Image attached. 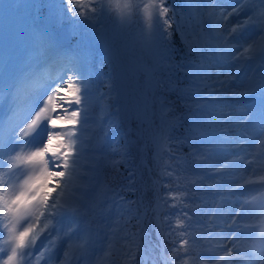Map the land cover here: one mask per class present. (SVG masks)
<instances>
[{"label": "snow or ice", "instance_id": "1", "mask_svg": "<svg viewBox=\"0 0 264 264\" xmlns=\"http://www.w3.org/2000/svg\"><path fill=\"white\" fill-rule=\"evenodd\" d=\"M231 2L184 0L177 14L176 9L167 6V0H124L123 4H115L119 11L114 15L111 0L108 7L105 0H30L16 5L0 0V264H40L64 239L69 241L70 250L81 254H87L97 239L105 240L106 258L111 257L117 240L124 241L126 246L129 239L135 241L138 251L147 235L144 221L149 211L156 220L163 264H171L179 257L180 249L189 244L187 237L191 233L186 227H191L194 216L182 211L173 226L168 216L161 221L164 206L172 201L171 207L180 204L193 208L185 203V197L199 201L196 207L214 202L213 189L222 179L208 183L211 174L228 170L233 163L228 156L233 149L243 151V144L251 138L250 130L264 143V71L258 77L241 75L248 63L257 58L264 62V0H237L236 6L229 10L226 5ZM13 6L17 12L25 10L15 22L10 18ZM241 14L245 18L233 23L231 18ZM109 23L111 29L105 27ZM133 24L140 25L135 39L151 55L153 65L139 66L145 73V83L142 88L137 84L129 92L128 68L115 46V37H109L108 31L118 32ZM173 24L188 57L180 64L168 63L175 51ZM65 28L69 42L66 47L59 42ZM25 41L24 54L18 57ZM97 44L105 52L101 59L114 62L117 71L115 75L109 73L108 92L93 95L91 64ZM41 57L45 62L60 64L55 77L41 79L34 67ZM162 68H178L190 78L189 86L179 89L185 98L184 107L190 110L187 135L180 143L191 149L189 157L195 165L189 180L193 190L179 194L169 191L163 198L159 195L160 181L151 176L146 153L151 143L156 149L152 159L161 174L174 175L175 165L169 161L161 164V159L165 151H171L168 133L180 118L166 119L174 109L166 106L164 97L156 96L157 88L163 84L156 73ZM167 90L177 91L175 82L169 80ZM224 96L236 99L226 103ZM241 98H247V102ZM109 101L116 102L115 115L110 113ZM97 104L100 111L93 117ZM156 104L160 110L159 129L153 120ZM93 119L95 122L90 123ZM132 119L139 122L136 140L124 133L125 145L111 149L112 153L119 152L120 158L109 159L104 151L111 139L109 129L119 128L121 123ZM97 129H103V134L96 135ZM138 141L143 143L137 147ZM133 147H137L138 164L131 152ZM4 157H8L7 162ZM189 157H179L178 162L186 165ZM218 159L227 163L217 166ZM85 164L91 176L99 178L96 181L99 192L92 200L86 199L79 183ZM121 164L130 169L125 190L132 192L137 191L133 185L138 180L143 182V169H147L157 193L154 207L149 208L144 202L147 182L142 183L144 191L137 201H125L103 178L105 167L118 172ZM237 179L242 183L228 191H235L233 203L239 202L240 209L232 216L227 232L221 228L213 233L211 224L206 229L212 237L204 240L211 253L207 259L212 264H236L238 260L244 264H264V234L262 226L257 231L256 224L258 218H264V200L254 213L249 210L247 205L255 203L257 196L245 200L242 196L249 193L236 189L252 181L243 176ZM93 186H89V191ZM261 188L264 189V184ZM133 204L137 208L130 207ZM220 207L221 204H215L209 221L217 218L216 209ZM113 209L115 219L110 220ZM133 218L138 225L136 232L131 231ZM65 219L70 224L66 231ZM162 223H168L169 231H159ZM42 236L43 250L35 254ZM168 237H179L180 244L178 249L174 239L171 254L165 256ZM131 258L135 259V252ZM100 264L105 262L102 260Z\"/></svg>", "mask_w": 264, "mask_h": 264}, {"label": "rangeland", "instance_id": "2", "mask_svg": "<svg viewBox=\"0 0 264 264\" xmlns=\"http://www.w3.org/2000/svg\"><path fill=\"white\" fill-rule=\"evenodd\" d=\"M170 1V5L173 9L177 10V14L179 13V10L184 3V0H167ZM7 2L12 3L13 5L16 4H26L30 2V0H7ZM116 3H124V0H111V9L114 15L118 13L119 10L115 8ZM237 3V0H232L231 6L230 7H235ZM105 6H109V0H105ZM168 6V5H167ZM25 14V10L21 9L19 12H17V9L15 6H13L12 9H10V18L15 22L16 20H19L21 16ZM248 15H251L252 12L250 10L247 11ZM171 15V12L169 13ZM245 18L244 14H241L240 17H232L234 21L236 22L238 19L242 20ZM175 25V24H173ZM105 27L111 29L112 25L109 23L108 25H105ZM140 25L138 24H133L130 28H126L123 30H120L118 32H113L111 30L108 31L109 37H115V46L117 49L121 51L122 54V61L125 64V66L128 68L127 71V87L129 92H131L136 85L138 84L141 88L143 87L145 83V73L140 70L139 66L141 64H147L149 66L153 65V59L151 55L145 51L141 45L136 41L135 35L139 29ZM59 42L63 46H68V40L66 38V28L61 31L60 37H59ZM26 41L21 45L19 51L17 52V56H23L24 54V48H26ZM94 54H96L95 57H93V61L91 64V72H92V77H91V86L93 90V95H96L99 92H103V90H100L96 87V78H103L106 79L109 77V73L111 72L113 75H115L117 69L115 66V63L112 61H109L107 59H101L102 56L105 55L104 49L102 45L97 44L95 49H94ZM97 54L99 56H97ZM173 64H180L182 59L178 62L176 58L172 59ZM34 67H37L34 65ZM259 67V68H258ZM55 69L60 70V64L55 63ZM258 69V70H254ZM264 71V63H261L256 59L255 61H252L247 64L246 68L244 71L241 73L243 75L244 73H247L248 75H253L255 74L257 77L259 76L260 72ZM157 76V73H156ZM189 83H191L190 78L187 76ZM169 92V91H168ZM156 96L157 97H164L166 106L172 107L173 105L176 104H183L185 103V98L180 95V96H173L167 98L164 94L159 92V88H157L156 91ZM236 98H227L226 103H232L234 102ZM243 102H247V98H241ZM189 103L191 101H188ZM73 107H76L73 105ZM156 109L154 112L156 115L153 117L154 120V126L159 129L161 125V119H160V110H159V105H155ZM99 105L97 104L94 108L93 111L95 113L99 114ZM114 113H111V115H115ZM106 118V117H105ZM108 118V117H107ZM166 119H169V114L166 117ZM94 119L91 121V123H94ZM121 125L124 127L125 132L128 133V137L130 139L136 140V130L138 129L139 122L136 119H132L130 122H124L121 123ZM129 127L132 129L131 132H129ZM137 127V128H135ZM146 127V125H144ZM100 129H97L99 131ZM97 133V132H96ZM109 133V132H108ZM97 135V134H96ZM169 136V133H168ZM249 136L251 137L250 139H247L245 143L243 144V151L240 149L232 150V155L228 156V161H233L232 164L229 165L228 170L224 171L222 174H211L212 179L207 181L208 183H215L217 179H222V182L216 185L215 189L213 191L216 193L212 197V201L214 202H209V213L205 215V217H208L211 215L212 209L215 207L216 203L221 204V207L216 209L217 212V218L215 220L209 221L208 218L206 219V222L204 223L205 226V231L206 229L209 228V225H214L212 227V232L213 233H218L221 228L227 232V228L225 226H222V223L219 222V214L220 213H225L228 217L229 213L233 212L234 215L235 213L240 209V204L239 202L233 203L234 200H236V195L235 191L234 192H229V188H235V185L237 183H242L240 179H237V177L243 176L247 178L248 180L252 181L251 184L247 185L246 187H242L240 189H236V191H239L241 193H249L248 195H243L242 199L245 200H251V196L255 195L257 196V201L253 204L247 205L248 209L251 210L253 213L257 210L259 203L261 202V197H264V189L261 188V185L264 184V148L261 150L257 149L255 147L256 142H261V137H259L254 130H250ZM143 141H138L137 142V147L142 144ZM137 147H133V150L135 151L136 155L138 156L137 164L139 163V154L137 153ZM150 147L151 143H149L148 149H147V155L150 157H153L156 149L150 154ZM108 145L104 149H107ZM19 150V149H17ZM106 151V150H105ZM107 153V152H106ZM237 155L243 156L244 158L242 160H236L235 157ZM148 158V163H151L152 166V173L151 176L154 179H157L161 181V173L160 169L156 166L155 162L153 159L150 160L149 162ZM5 162H7L8 157H4ZM217 166H220L221 163H227V161H222L218 159L215 161ZM237 163V164H235ZM239 163V164H238ZM143 177L147 178V185L148 189L147 192L145 193L144 199L146 200V204L149 206V208L155 206L156 202V191L152 187V181L149 179V173L147 169H143ZM90 171L85 164L84 168L82 169V175L80 177V185L83 186V189L86 194V189L89 187L90 181L89 176H90ZM161 186V185H160ZM159 186V195L161 196V188ZM55 195V193H54ZM87 195V194H86ZM141 195V194H140ZM223 197V199H221ZM243 215V213H242ZM261 221H264V218H258L256 221L257 224V231L259 230V227L264 226V223ZM247 222H251L249 219ZM147 225L149 228V233L150 236H148L146 239L142 240V242H145L148 248V251L154 252V249L156 247L155 242L158 241L157 234L155 233V228L156 226V220L154 217V214L149 211L148 213V219H147ZM70 227V224L68 220L63 221V230H67V228ZM80 231V230H78ZM159 231L162 233V224L160 226ZM206 236L205 238L207 239H212V237L208 236V233L206 231ZM75 235V234H74ZM68 243L69 241L67 239H64L58 243V248L60 249L59 252L55 255L53 260L49 264H92L90 262L91 260L89 259L88 253L87 254H81L78 251H72L68 248ZM106 248L105 242H101L97 244V253H95V257L98 258L99 254ZM202 251V252H201ZM199 252L198 255V261L200 264H212L211 261L207 259L211 253L208 251V246L205 244L204 249H202ZM68 253V255H65V253ZM165 252L169 256V252L167 251L165 247ZM90 253V252H89ZM139 264H144V263H139ZM236 264H244V261H237Z\"/></svg>", "mask_w": 264, "mask_h": 264}, {"label": "trees", "instance_id": "3", "mask_svg": "<svg viewBox=\"0 0 264 264\" xmlns=\"http://www.w3.org/2000/svg\"><path fill=\"white\" fill-rule=\"evenodd\" d=\"M167 5L171 7L170 1H167ZM173 9V7L171 8ZM70 15V14H69ZM175 25L172 26V46L174 47L175 51L172 53L173 58H176V60L179 62L181 59H187V55L185 52V48L183 43L181 42L180 35L175 31ZM168 63L173 64L172 60H169ZM171 73V75H169ZM157 76L160 78V80L163 81V84L161 87H159V92L164 94L167 98L173 97V96H180L179 89L185 88L189 86V81L187 78V75L184 71H181L178 68H170V69H161L157 72ZM171 80L175 82L177 86V91H169L168 92V81ZM107 81L106 79H97L96 81V87L100 90H103L104 93L108 92L107 87ZM109 104L111 105L110 113H114L116 102L109 101ZM154 108L156 109L155 105ZM172 108L174 109L173 112L169 113V119H172L173 117H179V122L172 127L170 133H169V146H172V148H169L171 151H165L164 155L162 157V163L164 161H169L171 164L175 165L176 171L173 176H167L162 175V198L167 196L169 191L173 193H181L185 191H192L193 185L189 183V180L192 177L193 168L195 165L191 162V158L189 157V153L191 149L183 143H180V141L187 135L186 129H188L190 120L188 119V113L189 109L185 108L183 104H176L173 105ZM98 109V108H97ZM100 111V109H98ZM139 127V126H138ZM137 128V127H135ZM111 134H114L117 136V140L114 142L109 141L106 145H108V148L106 149V152L108 154L109 159H119V152L112 153L111 149L113 147L120 148L125 145L126 137L123 135L125 132V129L122 125L119 126V128H111L109 129ZM98 136L103 134V129H100L97 132ZM129 138V137H128ZM105 145V147H106ZM155 147L151 145L150 147V154L154 151ZM131 152L134 156H136L137 161V155L133 152L131 149ZM179 157H189V163L188 164H181L178 162ZM152 157H150V160ZM130 169L126 168L124 164H121L119 166L118 172L111 167H105L103 169V178L106 179L110 186L116 189L119 196L124 197L125 201H137L138 200V189H137V183L133 185L134 188L137 189V191H127L125 190L128 186V171ZM168 171H172L171 168L168 169ZM177 177L179 179H177ZM115 178V179H113ZM99 178H95L90 176V184L89 186L94 185L91 187V190L89 191V187L86 189V199L92 200L96 197L97 193L99 192V184L96 182ZM166 185L167 187H164ZM173 203L172 201L169 202V206H164V211L161 212V221H163V218L165 216L169 217L170 223L175 226V220L177 217L182 216V211H187L191 215L194 216V220L191 222V227H186V231L188 233H191L190 236L187 238L189 239V244L185 246L184 249H180L179 251V257L176 258L174 261L171 262V264H182L183 261H187L188 264H200L198 261V253L204 249L205 247V226L202 223V220H206L208 217H205L206 214L209 213V203L200 205L199 207H196L195 204H198L199 201L193 202L192 200L185 197V203L189 205H193V208H185L180 204H177L176 207H171L170 204ZM133 209L137 208L136 204L131 205ZM194 209V210H193ZM109 219H115V210L113 209ZM202 219V220H201ZM189 222H185L187 225ZM131 231L136 232L138 229L137 221L135 218H133L130 221ZM162 229L163 233L169 231V225L168 223H162ZM181 231L185 229H180ZM101 236H103V233H101ZM175 239V246L179 249L180 244V238L179 237H168L166 239V249L170 253L169 250L173 248V240ZM97 242H105L104 239H97L94 243V245L88 250L90 252L89 259L91 260L92 264H100V261H104L105 264H139L143 263L142 256L140 254V248L137 251L135 249V241L129 239L128 246L125 245L124 241L117 240L115 250L113 251L111 257H104V253L106 251V248L99 254L98 258L95 257V253H97L95 245ZM106 245V244H105ZM88 252V253H89ZM135 252V259L133 260L132 253Z\"/></svg>", "mask_w": 264, "mask_h": 264}, {"label": "bare ground", "instance_id": "4", "mask_svg": "<svg viewBox=\"0 0 264 264\" xmlns=\"http://www.w3.org/2000/svg\"><path fill=\"white\" fill-rule=\"evenodd\" d=\"M226 6L229 7V10H230V8H231L230 6L231 5H226ZM232 22L235 23L234 19H232ZM250 31H254V30H251L250 29ZM26 45H27V43H26ZM257 59H258L259 62L264 63L259 58H257ZM254 70H258V69H254ZM58 71H57V73H58ZM37 72L40 74L39 71H37ZM40 76H41V74H40ZM41 79L44 80L42 77H41ZM227 98H234V97L224 96L223 97V101H226ZM90 123H91V121H90ZM255 147L257 149H259V150L262 151V149L264 148V143H261L258 140V142H256V144H255ZM233 150H236V149H233ZM235 164H237V163H235ZM143 182H144V178H143ZM143 182L142 181L139 182L141 188H143L142 187V183ZM262 200H264V197H261V201ZM144 202H145V199H144ZM145 204H146V202H145ZM233 215H234L233 212L229 213L228 217H227V215L225 213H220L219 214V218H218L219 219V222H221L222 223V226H225L227 228V230H228V225L231 224V219H232V216ZM147 219H148V216H147V218L144 221V228L147 230V235L143 237V240L146 239L151 234V233H149V228H148V225H147ZM154 244H156V247L154 249V252H151V251H148V248H147L146 243L145 242H142V252H143V256L145 257L146 264H163V261L161 259V248H160V244H159V242H155ZM38 253L39 252H35V254H38ZM45 259H46V256L41 259V262H44Z\"/></svg>", "mask_w": 264, "mask_h": 264}, {"label": "clouds", "instance_id": "5", "mask_svg": "<svg viewBox=\"0 0 264 264\" xmlns=\"http://www.w3.org/2000/svg\"><path fill=\"white\" fill-rule=\"evenodd\" d=\"M261 233L264 234V226L261 228Z\"/></svg>", "mask_w": 264, "mask_h": 264}, {"label": "water", "instance_id": "6", "mask_svg": "<svg viewBox=\"0 0 264 264\" xmlns=\"http://www.w3.org/2000/svg\"><path fill=\"white\" fill-rule=\"evenodd\" d=\"M153 111H154V109H153ZM146 127H147V125H146ZM163 155V154H162ZM147 158V157H146ZM149 168H151V166H148ZM146 181V180H145ZM164 254V253H163ZM165 256H167L166 254H164Z\"/></svg>", "mask_w": 264, "mask_h": 264}]
</instances>
